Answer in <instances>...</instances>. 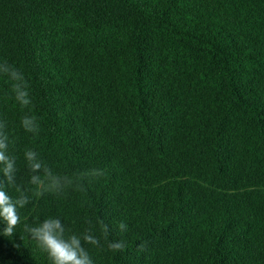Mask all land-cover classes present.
Returning a JSON list of instances; mask_svg holds the SVG:
<instances>
[{
  "label": "trees",
  "instance_id": "trees-1",
  "mask_svg": "<svg viewBox=\"0 0 264 264\" xmlns=\"http://www.w3.org/2000/svg\"><path fill=\"white\" fill-rule=\"evenodd\" d=\"M5 60L32 98L21 107L0 75L32 199L14 236L0 232V264H51L24 225L53 217L99 237L84 244L93 264H264V0H0ZM28 149L54 173L104 174L36 195Z\"/></svg>",
  "mask_w": 264,
  "mask_h": 264
},
{
  "label": "clouds",
  "instance_id": "clouds-1",
  "mask_svg": "<svg viewBox=\"0 0 264 264\" xmlns=\"http://www.w3.org/2000/svg\"><path fill=\"white\" fill-rule=\"evenodd\" d=\"M0 75L6 76L12 83V91L15 100L21 107L30 108L32 98L29 93V85L24 74L10 65L7 60L0 64ZM22 128L30 133L39 131V123L35 116L25 115L21 120ZM7 123L0 121V171L3 179L0 180V221L5 225L0 232L6 237H12L15 229L20 224L19 208H24L31 202V196L28 190L17 184L16 158L9 154V135L6 131ZM29 170V183L35 185L38 191L36 195H43L45 192L62 193L68 187L83 189L79 181L88 176H103L100 169H91L81 172L79 176H69L67 174L54 173L40 158L38 152L28 149L24 153ZM15 186L19 195L13 199L5 188ZM123 233L128 230L126 223L121 222L118 225ZM24 231L30 238L37 242L38 247L45 251L51 264H93L84 244L102 247L99 237L92 234L91 228L87 229L82 235L75 233L66 235L64 224L59 218H47L36 226L25 224ZM108 226L103 225L105 240H107ZM107 247L110 251H124L126 244L123 240L108 241Z\"/></svg>",
  "mask_w": 264,
  "mask_h": 264
}]
</instances>
